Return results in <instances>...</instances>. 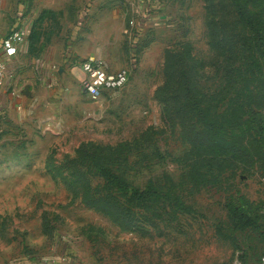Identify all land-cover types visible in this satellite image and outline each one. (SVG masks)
<instances>
[{"label": "rangeland", "instance_id": "374dc122", "mask_svg": "<svg viewBox=\"0 0 264 264\" xmlns=\"http://www.w3.org/2000/svg\"><path fill=\"white\" fill-rule=\"evenodd\" d=\"M56 1L35 31L76 27L132 72L65 130L0 124V264H257L264 230L234 206L264 224V0H159L146 23L98 28L80 0ZM35 31L37 58L82 60L73 36Z\"/></svg>", "mask_w": 264, "mask_h": 264}, {"label": "crops", "instance_id": "0c3cea01", "mask_svg": "<svg viewBox=\"0 0 264 264\" xmlns=\"http://www.w3.org/2000/svg\"><path fill=\"white\" fill-rule=\"evenodd\" d=\"M160 4L159 0H130L129 2L89 0L88 3L80 0L76 8L86 11L88 19H93L90 24H93L95 28L123 27L126 22L132 26L137 22L139 24L140 21L146 23L147 12H150L151 8L156 9ZM57 8L61 9V5L56 0H35L29 13V4L26 0H0V45L18 27L24 26L28 30L27 40L18 48L16 56L9 59L5 86L0 91V124L6 123L5 119H7L14 124L33 126L47 135L56 130H65L71 123L80 122L81 119L94 114L95 110L88 106V102L93 100L81 91L84 73L78 67L80 62L89 58H101L111 72L129 69L131 76L132 69L129 63L132 61L129 56L126 57L120 53L119 60H113L106 52L111 49V45H97L95 50L86 51L81 45L82 37L87 38L89 42L94 41L91 39L92 35H88L87 32H82L83 36L80 37L76 33L78 30L76 27L69 33L66 28L63 31L50 28V23H44L47 27L43 30L35 31L34 25L38 15L43 10L54 11ZM33 30L35 31L34 41H51L55 39L56 34H59L61 38L73 36L71 38L73 49L79 52L77 54L82 60H76L74 66L73 64L57 66L54 54L48 53L46 59L37 58L39 52L37 45L31 47L29 44ZM123 33L130 35L125 29ZM139 37L132 42L138 43ZM110 40L112 39L106 36L103 42L111 43ZM136 43H132V48H137ZM113 61L117 64L114 65ZM117 93L106 92L103 97L116 96Z\"/></svg>", "mask_w": 264, "mask_h": 264}, {"label": "built area", "instance_id": "2783aa9c", "mask_svg": "<svg viewBox=\"0 0 264 264\" xmlns=\"http://www.w3.org/2000/svg\"><path fill=\"white\" fill-rule=\"evenodd\" d=\"M27 38L28 30L20 26L2 41L0 45V91L5 86L9 59L16 56L18 48L25 43ZM78 67L84 73L81 83L82 91L93 101L101 99L106 92L121 91L130 80L129 69L111 72L101 58H89L80 62ZM259 264H264V255L260 258Z\"/></svg>", "mask_w": 264, "mask_h": 264}, {"label": "trees", "instance_id": "16d2710c", "mask_svg": "<svg viewBox=\"0 0 264 264\" xmlns=\"http://www.w3.org/2000/svg\"><path fill=\"white\" fill-rule=\"evenodd\" d=\"M150 191H152V190H145V191L134 190L132 192L131 197H132V199L137 200V201H142V202L147 201L148 202L150 200V197L153 196V194L157 195V193H155V192L151 193ZM158 196H159V194L157 195V197ZM168 200L171 201L172 204H174L173 207L176 210L183 211V212H190V209H188L185 205L178 202L177 200L172 199L171 197H168ZM234 212H235L236 217H237V222L240 225L243 224V227H249L257 233H259V231L262 232L264 230V224L261 223L259 218L255 217V216H251L245 208L234 206ZM260 215H262V214H259L258 216L261 217ZM263 255L264 254H262L260 256V258ZM260 258L258 259L257 264H259Z\"/></svg>", "mask_w": 264, "mask_h": 264}]
</instances>
